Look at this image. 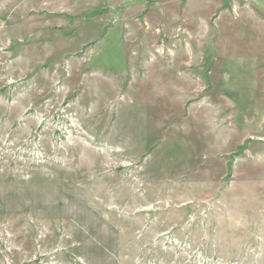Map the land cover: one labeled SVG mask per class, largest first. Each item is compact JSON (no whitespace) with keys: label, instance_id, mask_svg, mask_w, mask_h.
Here are the masks:
<instances>
[{"label":"rangeland","instance_id":"rangeland-1","mask_svg":"<svg viewBox=\"0 0 264 264\" xmlns=\"http://www.w3.org/2000/svg\"><path fill=\"white\" fill-rule=\"evenodd\" d=\"M0 264H264V0H0Z\"/></svg>","mask_w":264,"mask_h":264}]
</instances>
